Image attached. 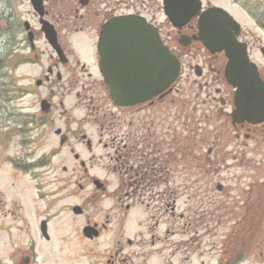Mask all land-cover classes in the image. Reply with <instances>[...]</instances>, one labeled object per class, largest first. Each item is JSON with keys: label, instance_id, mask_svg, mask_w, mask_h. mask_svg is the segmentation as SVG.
I'll use <instances>...</instances> for the list:
<instances>
[{"label": "flooded vegetation", "instance_id": "af4514ba", "mask_svg": "<svg viewBox=\"0 0 264 264\" xmlns=\"http://www.w3.org/2000/svg\"><path fill=\"white\" fill-rule=\"evenodd\" d=\"M22 1L0 0V80L4 82L0 83V163L7 167H0V264H208L206 258L212 253L211 246L202 245L203 240L198 241L191 234L187 239L181 237L183 231L198 233L199 225H204L194 224L197 216L194 211L198 207H193L192 203L196 196L181 201V193L166 189V183H176V173L181 172L176 169L175 177H171L173 169L190 163L189 158L194 157L196 144L192 143L195 139L209 143V147L213 145L212 136L204 135L205 132L196 137L182 132L187 128L194 132L201 127L202 119L183 124L179 130L176 127L173 133L175 126H166L169 119L163 114L175 103L174 100L168 102V98L180 87L175 86L159 100L128 109L127 116L112 110L108 115L102 105L92 103L88 112L71 121L63 99L59 105L64 109L54 116L52 109L58 104L52 97L40 99V105L48 110L23 112L21 95L11 94L18 79L5 80L14 75L23 60ZM145 1L131 0L133 6H143ZM118 5V0H44V19L53 25L63 50V56L59 57L50 46L55 61L47 68L46 81L53 82L54 75L62 80L59 66L69 64L64 56L69 50L66 38L80 34L90 45L96 37L97 55L101 27L117 15ZM208 5L203 2V9ZM140 10L143 9L121 10V13H142ZM33 13L38 18V26L29 22L31 26L27 29L28 20L23 22L29 53H36L38 34H43L41 18ZM196 27L197 17L184 26V33L191 35ZM29 30L33 32V39ZM241 39L247 41L251 52L245 31L242 36L240 31ZM191 45L189 54L197 58L195 48L204 50L207 55L203 57L212 70L206 74L205 63L190 64L196 74L200 72L199 76L205 78L204 82H199V88L206 87V93L208 91V98L203 100L209 107L208 114L204 109L201 116L205 120L218 117L220 127H226L230 125L233 99V89L225 83L222 73L226 58L220 52L205 50L200 43ZM263 47L264 44H260V49ZM186 50L188 48H178L182 59L189 52ZM32 57L25 56L24 60L31 62ZM259 66L264 76V67ZM82 67L85 69V63ZM214 83L223 84L215 88L221 97L208 90ZM222 92L226 96H222ZM201 97L197 96L196 100ZM189 101L195 103L192 99ZM228 105L230 110L226 109ZM217 106L220 107L217 109ZM47 112L52 116H44ZM179 114L180 107L172 122L178 120ZM57 118L62 120L55 128L59 143L37 159L33 158L38 149L32 145L33 130L40 129L42 134ZM86 120L98 123L96 134L88 135L84 131ZM72 122L79 126H70ZM12 146L19 150L18 154L9 153ZM100 146L106 153L97 150ZM60 152L63 157L56 162L54 157ZM218 188L221 189V185ZM209 198L206 204L212 205V196ZM188 200H192L189 209L184 207ZM246 210L250 212L249 207ZM204 214L205 225L209 227L213 221L211 209L206 207ZM208 231L209 228L205 233ZM240 232L241 229L233 232L232 237L238 238ZM230 236V241L222 244L221 249L225 264L241 260V236L237 241Z\"/></svg>", "mask_w": 264, "mask_h": 264}, {"label": "rangeland", "instance_id": "374dc122", "mask_svg": "<svg viewBox=\"0 0 264 264\" xmlns=\"http://www.w3.org/2000/svg\"><path fill=\"white\" fill-rule=\"evenodd\" d=\"M161 1L146 0L143 6H133L131 0H118V10L142 8L143 10H140L142 13L150 16L156 14L157 20L162 24L163 32L168 34L166 38L169 43L178 49L181 46L178 43L179 34H177L163 13ZM203 2L206 5L216 4L223 6L241 21L243 30L246 32V39L252 46V57L259 65L264 67V55L260 49V44H264V0H204ZM20 13L22 21V59L25 56L28 58V55H32L33 57L30 63H25V60H22L14 75L12 77H5V80L18 79L15 82V91H12L11 94L21 95L20 106L23 112H40V99L52 97V101L58 104L52 109L54 116H58L64 109L59 105V101L63 99L65 107L69 110L72 117L71 121L80 118L85 112H88L92 103L93 105H102L103 110L108 115H110L109 111L112 110L116 114L127 116V111L114 108L109 90L102 81V76L94 57L96 37H93L91 40L92 46L91 44H87L84 37L80 34L66 38L65 40H67L69 47L67 53L69 64L59 66L62 80H58L54 75V81L48 82L45 80V74L47 73V68L55 61V54L52 53L51 47L44 35L40 33L35 43L37 47L36 53H29L30 49L28 48L29 44L26 39L23 22L28 19L34 26H38V18L34 15L33 7L27 0L21 2ZM191 48L192 46L186 50L189 52L183 57V75L180 81H178L179 83L176 84V86L180 87V90L174 91L171 97L168 98V102L169 100H174L175 103L174 105L170 104L166 114H163V116L166 115L167 119H169L166 126L168 124L175 126L172 133L176 127L179 130V128L182 129L184 127L183 124L202 119L201 127L194 132H190L188 128L182 132L191 134V137L200 136L205 132L204 135L212 136L213 145L209 147V143H201L198 139H195L192 143L196 144L193 150L194 157L191 156L189 158V162L192 165L190 163H185L187 166L180 164L179 167L177 166V168L173 169V173L171 174V177H175L174 173L176 169H180L181 171L180 173H176V183L170 182L171 189L167 188V190L176 188L183 196L181 201L190 195H197L195 202L192 203L193 207H198V210L194 211L197 214L194 224H204L202 227L199 225L200 230L199 232L197 231L198 233L196 231H183L181 237L187 239L191 234L198 241L203 240L202 245L208 244V247L211 246L212 253L207 256L206 261H208V264H216L220 256L222 244L230 241V235L232 240H235L232 237L233 231H238L241 227L242 233V229L246 227V239L249 244H246L244 247L247 248L246 251L248 253L241 261V264H264V124L238 126V129L235 130L230 118V125L221 128L218 124V117L205 120L204 116H201L200 112L204 109H206L205 112L208 114L209 107L203 101L208 98L206 97L208 91L206 93V87L202 90L199 88V82H204L205 78L197 76L191 68L192 66L190 67V64L195 65L196 63H200L202 65L205 63L206 65L203 68L206 74L210 70V67L208 68L209 63L203 57L205 51L195 48L194 53L197 55V58H195L189 54ZM77 59L81 60L80 63H77ZM83 63H85V69L82 67ZM89 72L91 75H89ZM218 74L217 72L216 75L218 76ZM39 78L43 80L41 86L36 85V79ZM195 79L197 80L196 83L194 82ZM90 80H95L96 83L92 84ZM0 83L4 82L0 80ZM83 84H86L85 90L83 89ZM222 85V83H214L212 88L208 90L211 94L221 97L219 93L215 92V88ZM89 87L93 88L89 90ZM197 96L203 97L196 100ZM222 96H226L224 92H222ZM190 99L196 100L197 103L196 101L195 103L189 101ZM201 101L203 102L201 103ZM219 101L218 99L217 102ZM179 107L180 114L178 120L172 122L178 116L177 111ZM219 107L217 106L216 108L218 109ZM226 109L230 110V105L226 106ZM48 114L47 112L44 116ZM49 115L50 117L52 116L51 114ZM23 120L25 119L22 118V122ZM61 121L57 118L54 122H51L47 130L42 134L40 133V129L33 130L32 145L35 148L36 146L38 147L33 158L37 159L41 154L50 151L52 147L54 148L59 143V137L55 133V128L59 126ZM70 126L78 127L79 124L72 122ZM97 126L98 123L95 124L92 120H88L84 125V131L88 135L96 134L95 127ZM220 132H223V135L222 133L219 134ZM216 135H219V137H216ZM166 138L169 139V136L167 135ZM168 146L169 143H167ZM210 148L211 151H209ZM97 150L106 153L102 146L97 148ZM18 151L17 148L12 146L9 153L18 154ZM62 157L63 153L60 152L54 157V160L58 162ZM210 160H213V162L210 163ZM103 162L104 160L101 161L102 164ZM0 167L7 168L2 163H0ZM213 182L215 188L221 183L223 189L219 192H212L211 187H213ZM209 195L212 196V205H206V202L210 199ZM246 200H249V203H252L253 200H256V203L258 201L261 203V206L257 203V205L255 204L256 207L252 209V213H256L255 215L260 220L261 225H253L251 221H248L249 219H243L246 208L244 210L245 204L241 203L243 201L246 203ZM191 202L192 200H188L187 205L184 207H188ZM206 207L210 208L213 214V221H210L211 225L209 227L205 225L207 223V217L205 218L206 214H204ZM227 208L229 209L227 210ZM207 228H209V231L205 233ZM196 235L198 236L196 237ZM198 264L200 263L198 262Z\"/></svg>", "mask_w": 264, "mask_h": 264}, {"label": "water", "instance_id": "95a60500", "mask_svg": "<svg viewBox=\"0 0 264 264\" xmlns=\"http://www.w3.org/2000/svg\"><path fill=\"white\" fill-rule=\"evenodd\" d=\"M32 1L35 10L43 15L42 0ZM200 9L201 0H164L165 14L178 28L199 16L197 33L181 36L182 45L195 39L211 52L224 51L227 56L224 75L235 88L234 123L264 121V80L250 58L247 43L238 39L240 23L223 7L211 6L203 12ZM43 30L62 55L56 31L46 22ZM98 50L100 70L112 99L120 106L135 105L156 96L171 85L181 68L158 28L141 15H121L107 21L100 32Z\"/></svg>", "mask_w": 264, "mask_h": 264}, {"label": "trees", "instance_id": "16d2710c", "mask_svg": "<svg viewBox=\"0 0 264 264\" xmlns=\"http://www.w3.org/2000/svg\"><path fill=\"white\" fill-rule=\"evenodd\" d=\"M243 236H244V238H245V234H244Z\"/></svg>", "mask_w": 264, "mask_h": 264}]
</instances>
